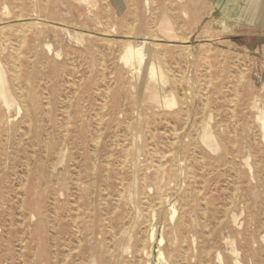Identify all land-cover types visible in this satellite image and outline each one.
I'll return each mask as SVG.
<instances>
[{
  "label": "rangeland",
  "instance_id": "374dc122",
  "mask_svg": "<svg viewBox=\"0 0 264 264\" xmlns=\"http://www.w3.org/2000/svg\"><path fill=\"white\" fill-rule=\"evenodd\" d=\"M228 3L0 0V264H264V27Z\"/></svg>",
  "mask_w": 264,
  "mask_h": 264
},
{
  "label": "bare ground",
  "instance_id": "6f19581e",
  "mask_svg": "<svg viewBox=\"0 0 264 264\" xmlns=\"http://www.w3.org/2000/svg\"><path fill=\"white\" fill-rule=\"evenodd\" d=\"M233 18L235 20L239 21V22L244 23V24H248V25H260V26L264 27V0H239V5L237 7V12L234 14V17ZM23 35H24V33H23ZM128 45L129 46H128V48L126 50V53L124 55V57L126 59H128V60L137 59L138 61L140 60V62L146 63L147 65L150 66V69L152 70V73L153 74L159 75V67L156 64H154V63H149V60H150L149 57H150V55H151V53L153 51V43L151 41L144 40L140 44L129 43ZM138 46H141V48L138 47ZM142 51L143 52L144 51L148 52V57H145V55L142 54ZM15 77H16V75H15ZM0 95L4 96L3 78H2L1 70H0ZM174 102H175L174 98L167 99L166 100V104L168 106L174 104ZM263 139H264V137H263ZM170 153H172V152H170ZM166 155H168V154H166ZM159 202H160V200L158 201V203ZM234 202H233V200L231 201L230 207H232V206L235 205ZM249 207H250V203L244 202V209H245V211L248 212V213H251L250 210H249ZM152 214H154V213H152ZM251 215L252 216L250 217V220H248V222L246 224H244L243 229L240 231V233L243 236L242 237L243 242H242V245H241V248H242L241 250L243 251L242 252V257H247L248 255H250L251 256V259H253V258H256V257L259 256L258 253L255 251V247L258 246V245H260L262 243V240L264 239V236H262V238H260L257 230H255V229L252 228V223L254 221V214H251ZM258 228H262L263 229L264 228V224L263 223H260L259 226H258ZM151 236L154 238L155 234L153 233ZM163 241H164V238L161 239L160 244H162ZM188 253L189 252H186L185 251L184 255H188ZM209 253H210V250L209 249L203 250L202 251V255L198 256V261L201 263V261L204 258H206ZM233 255H235L236 258H238V257H240L239 256L240 255V252L237 251V250L236 251H233ZM161 256L163 257L164 255L161 253ZM202 256H204V258H202ZM193 257L194 256H192V258ZM190 259H191V257H190ZM193 259L195 260L194 264H197L196 263L197 260L195 258H193ZM235 261H236V264H241L238 260H235ZM224 264H227V263H224Z\"/></svg>",
  "mask_w": 264,
  "mask_h": 264
},
{
  "label": "crops",
  "instance_id": "0c3cea01",
  "mask_svg": "<svg viewBox=\"0 0 264 264\" xmlns=\"http://www.w3.org/2000/svg\"><path fill=\"white\" fill-rule=\"evenodd\" d=\"M228 1H230L231 4L228 3L229 5L226 8L228 9L229 12H231L230 15H234V13L236 12L235 7H236V5L238 7L239 0H228ZM222 6H226V4H223Z\"/></svg>",
  "mask_w": 264,
  "mask_h": 264
}]
</instances>
